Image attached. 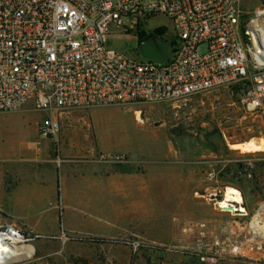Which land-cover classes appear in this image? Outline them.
<instances>
[{
    "label": "built area",
    "instance_id": "2783aa9c",
    "mask_svg": "<svg viewBox=\"0 0 264 264\" xmlns=\"http://www.w3.org/2000/svg\"><path fill=\"white\" fill-rule=\"evenodd\" d=\"M253 16L248 22L242 0H0V112L34 105L48 115L39 132L50 137L60 132L65 110L164 104L229 88L241 89L243 104L264 125V64L253 57L249 30L253 20H264V7ZM161 18L170 26L151 28ZM157 28L166 31L153 34ZM119 32L137 36L136 55L108 45ZM153 35L169 49L162 63L140 55ZM106 161L130 163L123 153ZM253 235L242 246L232 241L231 251L257 261L243 250L264 252V233ZM0 237L34 240L1 218Z\"/></svg>",
    "mask_w": 264,
    "mask_h": 264
},
{
    "label": "rangeland",
    "instance_id": "374dc122",
    "mask_svg": "<svg viewBox=\"0 0 264 264\" xmlns=\"http://www.w3.org/2000/svg\"><path fill=\"white\" fill-rule=\"evenodd\" d=\"M261 7L264 0H242L248 22ZM160 24L170 26V20L156 19L151 28ZM108 45L136 55L138 38L122 32L111 33ZM242 95L241 89L222 88L178 102L60 112L64 132L75 128L88 130L90 145L96 149L103 144L107 149L125 153L130 164L151 163L153 211L148 208L138 214L123 213L116 227L109 221H97V225H105L106 236L64 229L60 234L35 232L30 243L33 255L10 264H256L234 254L230 249L233 240L229 237V226L251 222L264 205V151L249 153L231 147L237 142L264 138V125L243 104ZM19 109L29 111L36 119L48 116L32 104ZM24 118L29 115L25 113ZM5 121L0 115V143L8 153L20 140L41 148L48 144L45 139L37 140L32 126L21 123L8 126ZM79 148L86 151V141H81ZM66 160L82 159L72 154ZM140 168L145 171L143 166ZM229 187L240 191L247 217L216 207L215 203L223 199ZM194 198L201 201V221L187 225L184 218L193 215L186 209L195 205ZM64 201L58 199L56 211L61 228L67 216ZM86 219L89 220L88 215ZM91 239L106 242L93 243ZM242 240L239 235L240 246L245 244Z\"/></svg>",
    "mask_w": 264,
    "mask_h": 264
},
{
    "label": "crops",
    "instance_id": "0c3cea01",
    "mask_svg": "<svg viewBox=\"0 0 264 264\" xmlns=\"http://www.w3.org/2000/svg\"><path fill=\"white\" fill-rule=\"evenodd\" d=\"M25 113L29 115L28 119L24 118ZM0 115L6 120V125L21 123L32 126L37 140L48 141L41 148L20 140L9 149V153L0 143V215L3 222L13 223L30 235L35 232L60 234L64 229L106 236L105 225H97V221H109L116 227L117 222L122 221L120 215L123 213L138 214L148 208L153 211L154 173L151 163L106 161L111 155L122 152L107 149L103 144L96 149L95 145H90L92 140L88 130L75 128L64 132L61 125L58 134L44 137L39 132V125L47 117L43 119L44 115H38L36 119L29 111L20 109L0 112ZM83 140L88 146L86 151L79 148ZM72 154L82 160H66ZM142 166L144 172L139 169ZM59 198L65 200L67 209L64 228L60 227L56 216ZM194 203L186 209L193 215L192 218H184L187 225L201 221V201L194 198ZM261 210L257 214L264 220V205ZM247 233L254 234V237L258 235L250 222L229 226V237L233 242H238L239 235L245 239ZM243 250L249 252L252 259H257L256 264H264V252H254L250 245Z\"/></svg>",
    "mask_w": 264,
    "mask_h": 264
},
{
    "label": "bare ground",
    "instance_id": "6f19581e",
    "mask_svg": "<svg viewBox=\"0 0 264 264\" xmlns=\"http://www.w3.org/2000/svg\"><path fill=\"white\" fill-rule=\"evenodd\" d=\"M249 30L253 36V57L258 63L264 64V20H253L249 26ZM231 147L233 149L245 150L249 153L263 152L264 142L260 139L252 138L245 142H240L236 145L234 144V146L232 145ZM217 203L218 208L221 210H232L233 212L237 211L241 214L239 216H244V212H246L242 205L243 199L240 191L233 187L227 188L224 192L223 199ZM259 216V214L254 215L251 224L260 234H263L264 220H262ZM33 253L34 248L31 245L9 243L0 237V264H10L16 261L28 259L33 255Z\"/></svg>",
    "mask_w": 264,
    "mask_h": 264
},
{
    "label": "water",
    "instance_id": "95a60500",
    "mask_svg": "<svg viewBox=\"0 0 264 264\" xmlns=\"http://www.w3.org/2000/svg\"><path fill=\"white\" fill-rule=\"evenodd\" d=\"M140 55L144 59H149L155 62L162 63L169 57V49L166 43L158 42L155 35L151 36L144 44L140 46ZM264 142V138H259ZM234 146V144H232ZM230 146V144H229ZM218 208V203H215ZM220 209V208H218ZM229 211V210H228Z\"/></svg>",
    "mask_w": 264,
    "mask_h": 264
},
{
    "label": "trees",
    "instance_id": "16d2710c",
    "mask_svg": "<svg viewBox=\"0 0 264 264\" xmlns=\"http://www.w3.org/2000/svg\"><path fill=\"white\" fill-rule=\"evenodd\" d=\"M166 31L165 28H157L153 31V34H163L164 32ZM147 36L143 33V34H140L139 35V44H141L144 40V38H146ZM90 242H93V243H105L106 240L104 239H91Z\"/></svg>",
    "mask_w": 264,
    "mask_h": 264
}]
</instances>
